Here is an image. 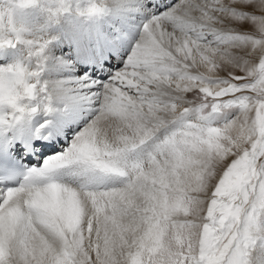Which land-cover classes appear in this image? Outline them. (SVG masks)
<instances>
[{
	"label": "snow or ice",
	"instance_id": "1",
	"mask_svg": "<svg viewBox=\"0 0 264 264\" xmlns=\"http://www.w3.org/2000/svg\"><path fill=\"white\" fill-rule=\"evenodd\" d=\"M0 264H264V0L0 4Z\"/></svg>",
	"mask_w": 264,
	"mask_h": 264
},
{
	"label": "bare ground",
	"instance_id": "2",
	"mask_svg": "<svg viewBox=\"0 0 264 264\" xmlns=\"http://www.w3.org/2000/svg\"><path fill=\"white\" fill-rule=\"evenodd\" d=\"M24 14H25V17L17 14V20L19 22H22V23L30 22L39 16V13H37V12H30L29 14H26V13H24Z\"/></svg>",
	"mask_w": 264,
	"mask_h": 264
},
{
	"label": "rangeland",
	"instance_id": "3",
	"mask_svg": "<svg viewBox=\"0 0 264 264\" xmlns=\"http://www.w3.org/2000/svg\"><path fill=\"white\" fill-rule=\"evenodd\" d=\"M15 2H16V0H0V4H2L4 6H7L8 3H13L14 4ZM30 12H37V11L35 9H28V10L19 11L17 14L22 15V16L25 17L24 13L29 14Z\"/></svg>",
	"mask_w": 264,
	"mask_h": 264
}]
</instances>
